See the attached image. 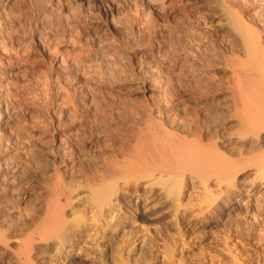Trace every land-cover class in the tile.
I'll return each instance as SVG.
<instances>
[{
    "label": "rangeland",
    "instance_id": "obj_1",
    "mask_svg": "<svg viewBox=\"0 0 264 264\" xmlns=\"http://www.w3.org/2000/svg\"><path fill=\"white\" fill-rule=\"evenodd\" d=\"M3 1L5 0H0V7ZM49 1L9 0L10 25L8 24L7 30H0V48L7 45L11 59H9L10 62L4 59L0 67V92L3 93L5 87H10L11 91L21 93L20 100H22L20 109L13 111V123L0 130L2 145L0 148L2 153H5L3 156L14 159L13 162H16L18 167V177L13 186L10 189L4 188L5 191L3 185H0V234L4 233L3 235L9 237L8 244H4L5 247L8 245L7 248L0 244V257L11 264H20L14 259L16 257L14 251H17L21 243L19 238H23L25 223L29 215L35 218L43 209L49 194L48 185L57 181L56 174L63 184L68 185L75 179L79 185L86 184L87 179H90L89 176L92 177L101 171L104 159L107 161L109 157L111 160L120 155L121 147L127 143L128 133L130 135L134 129L133 116L130 111L143 105L145 99L150 102L153 94L172 95L174 106L176 104L180 108L189 106L186 103V92L183 88L186 87L184 79L187 80L190 73L188 70L190 62L183 52L189 45L187 36L194 35V43L197 42L195 45H199L201 53L204 51L206 54H202L205 63L201 71H199L200 66L195 69L198 70H196L198 75L201 73L199 81L202 84L205 82L203 85L207 90L209 89V92L212 90L210 98L214 96L212 99H222L226 96L222 89L225 87L223 83L228 78V73L224 71L221 60H227L230 55L233 57L230 56L229 59L237 58L236 55L241 57V49H239L240 44L236 32H232V35L228 32L230 30L214 25V18L221 15V6L223 7L221 2L228 6L231 5L233 14L242 25L245 23L244 25L247 26L245 27L249 30L261 28L260 25L264 23V0H221L220 3H214L213 0H180V2L176 0L177 5H175L176 9L174 8L173 14L151 13L145 18L144 26L140 25L141 12L133 8L128 12L125 5L120 4L122 3L120 0ZM179 16L182 17L179 18ZM186 21L189 23L187 24ZM163 27L166 29L164 30ZM14 30L18 32L14 34ZM169 30H172V33ZM11 31L13 34H8ZM261 39L264 42V38ZM10 40L12 42L9 43ZM177 42L179 44L176 45ZM12 58L17 59L15 61ZM200 79H204V82ZM213 88L219 89V94ZM215 105L218 104L215 103ZM220 106L223 108L222 104ZM218 132L222 133L223 130L220 128ZM225 151L231 155V160L236 156L231 148H225ZM228 153H225L226 156ZM62 159L67 161L65 167L59 164ZM251 168L235 174L236 177L233 175L235 183L238 184L236 189H230L224 185L218 188L217 180L212 177L204 187L206 190L204 192L197 177L192 174L184 175V194L181 198L183 207L178 212L179 214L177 213V217L181 221V227L187 225L189 220L193 222V227H198L197 230L190 231L188 235L185 234L186 237L182 238L191 246L184 252V255L194 254L195 259L198 258V254H206L205 259L199 258V261L194 264H201L205 261L208 263L211 260L208 259L209 256V258H216L215 264L221 259L223 260L220 264L229 263V259L218 249L211 248L213 247L212 242L223 243L224 235H221L223 230L221 227L208 226L205 223L209 216L207 212H204L206 205L201 202H204L202 200L207 195L213 197L216 203L225 198H229L231 202L240 199L239 189L258 182L255 169ZM86 191V189L80 190L78 193L83 194ZM248 199L250 201L248 197L242 198L243 203H247ZM61 200L62 203L63 199ZM252 200L256 201L257 197ZM257 201L263 206L261 215H259L261 225L248 224L252 222L246 216L241 201L233 205L234 211L229 216H223L221 219L223 223L241 221L240 223L246 225L245 227L251 226L254 233L261 238L259 240L260 238L253 232L249 240L248 237H238L235 233L228 235L231 237L230 242H227L232 248V254H240L238 253L240 251L241 259L244 262L248 261L246 264H251V262L261 264L264 261V234L261 236L264 233L262 229L264 228V196ZM65 209H68L67 212L64 210L66 214L70 213L68 207ZM185 216L187 220L182 223ZM138 224L136 226L140 228L139 230L148 225ZM151 224L147 226L150 229ZM242 224H239L241 226L239 229L244 227ZM208 232L213 233L212 236L208 237L205 243L199 242L201 236H206ZM215 232L221 233L214 234ZM46 245L48 244L36 250V262L58 264L55 260L56 246L47 247ZM159 250H162L161 244ZM117 259L115 257L114 261L120 264Z\"/></svg>",
    "mask_w": 264,
    "mask_h": 264
},
{
    "label": "bare ground",
    "instance_id": "obj_2",
    "mask_svg": "<svg viewBox=\"0 0 264 264\" xmlns=\"http://www.w3.org/2000/svg\"><path fill=\"white\" fill-rule=\"evenodd\" d=\"M213 1L214 3L221 2V0ZM120 2H122L120 4L125 5L128 12L131 8L141 12L142 22H140V25L142 26L145 25V18L151 13H159L158 15L160 13L173 14L175 5H177L176 0H120ZM222 3L223 7L221 6V9L223 11L221 10V15H217L218 17L214 18V25L218 28L230 30L228 32H236L238 34L239 49H241L242 57L236 55L237 58L229 59L230 55L227 60H221L223 61L224 71L228 73V78L223 83L225 87L223 86L224 89L221 88L225 91L224 94L226 96L222 99H212L214 96L210 98L212 90L209 92V89L207 90L203 85L205 83L204 79H200L203 80V84L199 81L198 78L201 73L198 75L197 69H195L200 66L199 71H201L202 65L204 66L205 63V58L203 57V60L202 56L205 53L204 51V54L201 53V47L195 45L197 42L194 43V35L187 36L189 45L186 48L187 50L183 52L190 62V69H188L190 73L187 71L189 73L188 78L187 80L184 79L186 87H183L186 93L184 90L183 92L186 94L185 99L189 106L183 108H180L177 104L174 106V97L172 95L166 96L165 93L161 95L153 94L150 102L145 99L143 100V105L130 111L133 116L134 129L130 135L128 133L127 143L123 142L125 145L121 147L120 155H114L115 158L111 160H109L111 157L107 161L104 159L101 165L102 169L98 174L94 173V176H89L90 179L86 178V184L81 181L85 186L77 184L76 179L70 183L68 182V185L63 184V181L61 182L58 179V174H56L57 181L48 185L49 194L48 198L46 197L47 200L44 202L43 209L39 211L38 215L35 214L37 215L35 218H32L33 215H29L27 223H25L23 238H19L18 234L16 235L21 241L18 249L16 248L17 251H14L16 252L14 253L16 256L14 259L18 263L42 264L36 262L35 255H37L36 250H39L46 243L48 244L46 245L47 247L56 246L55 260L58 264H115L117 263L116 260L114 261L115 257L119 259L120 264L197 263L199 258L205 259L206 254H198V258L195 259L194 254L185 256L184 252L190 249L191 246L185 243L182 238L186 237L185 234L188 235L190 231L197 230L198 227H193V222L190 220L187 225L181 227V221L177 217V213L183 207L181 198L184 194V175L192 174L197 177L203 188L208 184L210 178L214 177L217 180L218 188L224 185L230 187V189H236L238 184L234 180L235 174L253 167L257 174L258 182L239 189L240 199L231 202L228 200L229 198H225L221 202L216 203L213 197L205 194L207 197L202 200L204 202H201L206 205L205 209H203L209 216L205 223L208 226L221 227L223 230V234H221L222 236L224 235L223 243L215 242L216 240L214 239L215 243H211L213 245L211 248H216L224 254L229 259L228 264H246L248 262H244L241 259L240 251L238 252L240 254H232V248H230L231 246L227 241L231 240L228 235L232 233L237 234L238 237H248L249 240L254 233L253 228H250L251 226L249 225V227L247 226L248 228L245 227L246 225L244 226L240 223V220V222L227 221L223 223L221 219L223 216H229L234 211L233 205L235 203L239 201L243 203L242 198L248 197L250 201L248 199L247 203L242 204V207L245 208L246 216L252 222H248V224L258 226L261 223L259 215H261L263 206L257 200L264 196V42L261 39L264 38V23L260 25L261 28L249 30L244 25L245 23L242 25L236 15L233 14L234 12L230 8L231 5H225L224 2L220 4ZM8 5L9 0L1 3L0 30L6 29L9 24ZM181 17L179 16V18ZM11 30L13 29L11 28ZM169 31L172 33V30ZM15 32L18 31L14 30V34ZM11 33L12 31L8 34ZM11 40L8 42L13 41ZM183 43L182 47L185 46H183ZM177 44L179 43L177 42ZM6 46L0 48V67L4 59L10 62L9 50L7 51L8 47L6 48ZM16 59L14 60L16 61ZM215 92L218 93L219 89H216ZM20 94L19 91H11L10 87H5L3 93L0 92V130L13 123V111L19 110L22 105ZM24 98L26 97L24 96ZM214 102L218 105L216 106ZM221 104L223 108H221ZM111 118L109 119L111 120ZM220 128L223 130L222 133L218 132ZM237 144L239 145L235 147ZM0 146H2L1 143ZM225 148H231L232 152H235L236 156L234 159L231 160V155L228 151H225ZM225 153L229 154V158L227 157L228 154L226 156ZM4 154L0 148V185H3V189H10L18 177V167L15 164L16 162H13L14 159L3 156ZM66 162L62 159L59 164L65 167ZM84 188L87 190L85 193H78L80 190L84 191ZM255 197H257V200H252ZM61 199H63L64 203H61ZM67 207L70 209L68 214H66L68 209H65ZM172 216L174 218H171ZM186 220L185 216L182 223H185ZM137 223L145 226L152 223V228H148L147 225V228L144 227L145 229L139 230L140 228L138 229L136 226ZM239 224L244 227L242 226L243 228L239 229L241 228ZM218 233L215 232L214 234ZM212 234L208 232L206 236H201L199 242L205 243ZM254 234L256 235L257 233ZM2 235L0 234V244L4 246V244H8L9 240L7 239L9 237ZM215 238L217 239V237ZM158 243L161 244L162 250H159L160 244ZM40 253L42 252L40 251ZM209 257L208 259L211 260L208 263L202 260L205 262H201V264H215L214 260L216 258ZM221 260L217 264H220ZM0 264L11 263L5 262L0 257ZM261 264H264V261Z\"/></svg>",
    "mask_w": 264,
    "mask_h": 264
}]
</instances>
